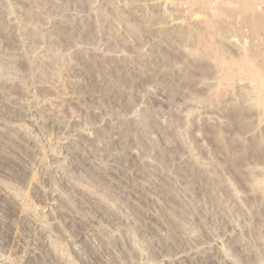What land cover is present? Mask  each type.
<instances>
[{
    "label": "rangeland",
    "instance_id": "374dc122",
    "mask_svg": "<svg viewBox=\"0 0 264 264\" xmlns=\"http://www.w3.org/2000/svg\"><path fill=\"white\" fill-rule=\"evenodd\" d=\"M215 1L0 0V264H264V104L228 77L264 26Z\"/></svg>",
    "mask_w": 264,
    "mask_h": 264
},
{
    "label": "bare ground",
    "instance_id": "6f19581e",
    "mask_svg": "<svg viewBox=\"0 0 264 264\" xmlns=\"http://www.w3.org/2000/svg\"><path fill=\"white\" fill-rule=\"evenodd\" d=\"M216 1H215V4H216ZM242 1L243 2H242V4L240 3V5L237 4L236 2L234 4L232 3L233 6H235L237 4L239 7L236 6V7L229 8L231 4L228 5L229 6L228 7L227 5H224V4H226V3H224V2H226V0H224V2L221 0L222 4H221V2L219 4H221L222 6H225V7L227 6L228 9H227V7L223 8L221 6L222 8L220 9V16L222 18L220 16L219 17L224 20V18H223L224 16L226 18L230 14H236L237 12L238 13L240 12L239 14L242 13L245 15V17H246L245 19L247 22H249L253 31L258 32L260 30V28L262 26H264V22L261 21L262 15L258 14L261 10L259 8V2L257 0H242ZM218 2L219 1H217V3ZM231 2L232 1L230 0L229 3H231ZM216 8H218V7H216ZM215 10H217V9H215ZM235 10H238V11L236 12ZM234 12H236V13H234ZM217 14H218V10H217ZM230 16H233V15H230ZM230 16H228V17H230ZM234 16H236V15H234ZM227 19H229V18H227ZM224 22L226 23V20ZM228 67H229V74H228L229 76L228 77H230V79L233 75L236 76L235 73L237 74V72L239 73V71H240V72H242V74H244L247 77V79L255 81L257 83V90H256V94H257L256 97L258 99L257 101L259 103L261 102L264 104V72L262 71V65L257 64L253 58L246 57L241 61V63H236V62H233V63L231 62V64L229 63ZM263 67H264V63H263ZM239 74L241 75V73H239ZM8 205H9V203H8Z\"/></svg>",
    "mask_w": 264,
    "mask_h": 264
}]
</instances>
